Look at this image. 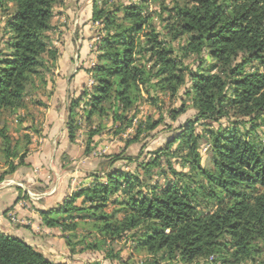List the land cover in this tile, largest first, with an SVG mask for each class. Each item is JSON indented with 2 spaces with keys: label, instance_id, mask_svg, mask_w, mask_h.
Instances as JSON below:
<instances>
[{
  "label": "trees",
  "instance_id": "obj_1",
  "mask_svg": "<svg viewBox=\"0 0 264 264\" xmlns=\"http://www.w3.org/2000/svg\"><path fill=\"white\" fill-rule=\"evenodd\" d=\"M62 1L0 0V181L27 165L31 139L15 138L4 116L21 126L28 99L43 105L29 94L46 85L45 74L56 64L48 33ZM150 2L159 28L154 13L145 11L147 0L92 2V20L102 24L95 64L85 69L93 84L70 99L66 135L74 142L84 128L88 154L93 137L107 128L126 134L124 148L106 156L103 175L94 174L57 206L39 209L41 223L59 227L71 253L98 250L118 264L124 262L114 245L126 240L147 255L144 264H264V0ZM190 57L194 68L184 62ZM182 88L185 98L168 116L176 120L190 106L196 118L179 125L136 172L112 168L117 160L133 161L125 149L153 136L164 99ZM142 103L159 117H140ZM172 157L184 172L172 168ZM153 176L165 183H152ZM0 264L63 263L0 232Z\"/></svg>",
  "mask_w": 264,
  "mask_h": 264
},
{
  "label": "rangeland",
  "instance_id": "obj_2",
  "mask_svg": "<svg viewBox=\"0 0 264 264\" xmlns=\"http://www.w3.org/2000/svg\"><path fill=\"white\" fill-rule=\"evenodd\" d=\"M67 1L64 2L63 0L62 4L56 6L53 10V27L48 33L49 40L58 51L60 45L65 42V35L73 32H75V36L76 34H81L84 36V43L88 49L87 68L92 67L95 64L97 56L96 46L98 44L102 28L101 22L92 20L93 0H76V5L70 7L71 14L69 15L66 14V8H68L66 5L69 3ZM106 1L108 4H111L113 1L128 3L129 1L133 2L135 0ZM102 2L103 0H97L98 4H101ZM87 3L90 5L89 8L85 7ZM146 5V13H154L152 16V22L159 28L160 24L158 23V16L155 14V12H157V7L150 2V0H147ZM163 16H165V14ZM174 44L176 45V42ZM80 58L81 57L77 52V54L74 55V63H72L70 70L73 74L81 69L83 70V64L80 62ZM184 62L191 68L195 67V61L192 57L184 59ZM57 68L56 59L54 68L45 74L46 85H41L34 93L29 94V98L33 95L36 97L34 99L40 100L43 105H35L28 99L26 108L20 111V114L24 115L21 126H18L13 116L7 114L4 116L7 127L15 138L20 137L21 135H28V137H30L31 140L28 146V154H34L36 151H39L40 149L42 150L41 145H43L45 141L49 145L47 152H45V156L41 158L42 162L38 158L39 166H37L36 169H31L34 175V181H28L27 179L20 181L23 183L22 187L26 189V193L24 194L32 196L35 199L34 203H36V206H50V208L57 206L66 197H69L82 186L90 184V182L94 179V174L103 175L105 170L109 168V164H104L102 166V163L107 160L106 156L119 153L124 148L121 139L126 136V134L113 135V133L107 131L106 128L102 130L100 134L93 137V142L90 144L91 150L88 154L84 153L87 139L84 128L77 133L76 140L74 142H69L66 135L65 121L71 101L70 99H72V97L80 96L84 89L89 91L91 85L93 84V79L91 78V74L86 72L87 80H85L84 84L77 87L75 90L70 91L67 90L69 89L67 81L61 78L58 72L57 74L55 73L56 70L58 71ZM69 77H72V75ZM88 98L89 96L87 95L80 101L78 108L80 113H82V109L85 108L84 102L88 100ZM184 98L185 96L182 88L180 89L178 95L172 100L164 99L165 102L161 108V116L163 120L161 124L151 132L153 136L145 138L140 142L132 143L125 149L124 154L131 156L133 158L132 162L128 163L126 160L120 159L117 160L111 167L121 169L123 172H136L135 167L137 164L143 161H149L153 151L165 147L167 140L170 139L169 137L176 135L179 125L188 119L196 118V112L190 106H188L186 111L179 115L176 120H172L168 116V110L177 109L181 103V99ZM139 107L140 117L152 115L155 120L159 117V112L156 109L154 110L149 108L146 103H142ZM219 123L222 125L228 124L227 120L224 119L220 120ZM213 125L217 124L213 122ZM109 126L110 123L107 124V127ZM17 127L24 129L17 133L15 132ZM201 129L202 126L198 127L197 130L200 131ZM22 141H25V139ZM200 152L202 163H205L208 157L207 147L202 146ZM38 157H40V155H38ZM162 164L163 169L169 174L170 170L168 169L165 157H162ZM170 164L172 168L177 171L184 172L186 170L181 167L180 162L174 157L170 158ZM22 167L26 166L23 165ZM153 171L155 172L157 170L154 169ZM140 172L142 173V170H140L139 173ZM156 181H158L161 185L165 183L163 176H153L152 183ZM28 197L24 198L23 196L20 199L19 203L21 207L23 206L26 209L33 207V202L28 199ZM210 205L211 202L207 205H201L199 209L204 207L209 208ZM7 217L11 224L18 223L16 214L12 211L8 213ZM21 221L22 220H20V222ZM56 228V232H59V234L57 233L56 235H58L59 239L60 237L63 239L65 250H61V245L59 247L53 246V251L54 253H63V258H61V261H64L63 264H85L90 261H96L99 264H118L117 260L108 261L104 259L103 254L98 250L85 249L71 253L66 245L65 239L62 237L60 228ZM78 231L81 232L82 230L78 229ZM30 232L28 233L29 235ZM54 236L55 235H53V237ZM33 238L36 239L35 237ZM47 240L43 241L42 237L40 241L38 238L36 239L42 248L46 247L45 243ZM73 241H75V239H73ZM81 247V244L76 246L77 249ZM119 249L120 256L124 262L122 264H144V259L147 255L143 252L134 251L129 240L114 245V251H118ZM46 251H48V249H46Z\"/></svg>",
  "mask_w": 264,
  "mask_h": 264
},
{
  "label": "crops",
  "instance_id": "obj_3",
  "mask_svg": "<svg viewBox=\"0 0 264 264\" xmlns=\"http://www.w3.org/2000/svg\"><path fill=\"white\" fill-rule=\"evenodd\" d=\"M66 1L64 0V2ZM67 2L69 3H67L66 5L68 6V8H66V14L69 15L71 14L70 7L76 5V0H68ZM85 7L89 8L90 5L87 3ZM74 33L75 32L68 33L64 36L65 42H63V44L60 45L58 49V71L56 70L55 72L56 74L58 72L61 78L67 81L69 85V89L67 90L70 91L82 86L85 80H87L85 69L87 68L88 49L86 48V44L84 43V36H82L81 34H76L75 36ZM77 52L81 57L80 62L83 64V70L81 69L73 74L70 70L72 67V63H74V55L77 54ZM71 75L72 77H69ZM63 90L66 91L65 89ZM48 146L49 145L45 141L44 144L41 145L42 150L40 149L34 154H28L26 159V167H18L14 173L9 176H6L3 180L0 181V232L23 239V241L33 246L35 249L39 250L47 259L54 262L63 263L64 261H61V258H63V253H54L53 251V246L59 247L61 245V250L63 251V239L61 237L59 239L58 235H56L57 233L59 234V232H56V227L49 228L42 225L38 214L39 209L46 210L47 208L49 209L50 206H36V203H34L35 199L30 195L28 196L29 199L33 202V207L26 209L23 206L21 207L19 203L23 193H26V189L22 187L23 183L20 180L27 179L28 181H34V175L31 169H36V167L39 166V160L42 162L41 158L45 156V152H47ZM38 155H40V157H38ZM3 167V163H0V172L2 171ZM10 211L16 214L18 223H10L7 217ZM20 220L27 223H24L22 221L20 222ZM29 232L30 235L28 234ZM53 235L55 236L53 237ZM33 237H35L36 239L38 238L39 241L41 240V237L43 238V241L48 239L45 243L46 247L42 248V246ZM44 248L48 249V251H46V249ZM58 255L61 257H59Z\"/></svg>",
  "mask_w": 264,
  "mask_h": 264
}]
</instances>
